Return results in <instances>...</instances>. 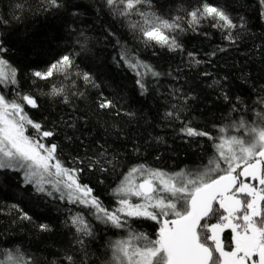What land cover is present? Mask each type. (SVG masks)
Returning a JSON list of instances; mask_svg holds the SVG:
<instances>
[{
    "label": "trees",
    "instance_id": "trees-1",
    "mask_svg": "<svg viewBox=\"0 0 264 264\" xmlns=\"http://www.w3.org/2000/svg\"><path fill=\"white\" fill-rule=\"evenodd\" d=\"M204 2L231 16L237 25L231 30L234 43L226 39L228 30L213 27L211 19H202L195 30L189 27L187 12ZM61 3L60 8H48L46 0H0V18L7 21L0 23V41L8 50L3 55L16 68L18 81V85H0V94L12 99L19 92L37 99L38 107L25 105V112L42 127L55 129V135L44 142L59 145L57 154L66 167L83 169L80 183L92 188V195L109 210L119 206L113 189L131 167L145 164L170 173L202 169L215 155L214 141L185 136L181 132L185 124L216 137L235 135L246 140L249 127L262 126L257 115L264 114L260 102L264 5L260 0H153L154 10L163 18L182 17L179 23L184 31L167 33L182 46L176 51L146 43L139 26L131 27L142 22L141 17L121 16L105 0ZM124 49L160 73L144 77L143 94L137 83L140 77L121 59ZM69 52L79 53L75 61L79 67L70 70L69 78L55 74L41 80L33 75ZM79 72L90 73L99 87L86 84ZM53 84L64 87L68 103L47 94ZM81 92L83 96L73 95ZM101 95L111 98L116 107L101 109ZM240 120L245 121L244 128L238 127ZM28 134L35 130L29 127ZM101 146L118 157L115 172L88 168L87 158ZM92 211L61 199L57 192L49 196L36 191L25 183L23 171L0 170V252L19 248L27 264H67L66 253L77 264H104L111 256L109 242L125 238L127 230L104 224ZM22 214L31 219H21ZM77 214L93 232L83 237V249L76 243L81 237L71 223ZM41 224L51 230L40 231L37 225ZM129 224L151 238H156L160 227L146 218L130 219Z\"/></svg>",
    "mask_w": 264,
    "mask_h": 264
},
{
    "label": "snow or ice",
    "instance_id": "snow-or-ice-1",
    "mask_svg": "<svg viewBox=\"0 0 264 264\" xmlns=\"http://www.w3.org/2000/svg\"><path fill=\"white\" fill-rule=\"evenodd\" d=\"M105 2L109 8L119 11L121 16H140L142 22L133 23L131 27L135 29L139 26L146 43L155 42L167 46L170 51L182 50L176 39L167 35L177 29L184 31L179 23L182 17H173L171 21L163 18L154 10L153 0ZM260 2L264 5V0ZM46 4L48 8L63 6L61 0H46ZM187 16L190 17L188 25L193 30L202 19H211L214 21L213 27L228 30L226 39L235 42L231 30L237 25L223 8L204 2L187 12ZM0 23L7 21L0 18ZM240 26L243 27V24ZM7 51L3 41H0V85L5 87L18 85L16 68L3 55ZM77 55L79 53H66L46 70L35 71L33 75L48 80L60 74L67 79L71 75L70 70L74 66L79 67L75 63ZM188 55L195 60L192 53ZM121 59L140 77L137 83L142 94L147 90L144 77L148 74L154 77L160 75L150 65L131 56L127 49L123 50ZM195 62L200 63L198 60ZM77 74L86 84L99 87L90 73ZM47 94L63 97V102L68 103L63 86L53 84ZM73 95L83 96L84 93ZM260 102L264 103V97ZM25 105L37 108V99L19 92L12 99L0 94V170L23 171L25 183L34 185L36 191L49 196L57 192L61 199L66 197L69 203L92 209V215L104 224L126 229L125 238L109 242L111 256L104 264H264V114H257L262 126L249 127L250 138L247 140L235 135L216 137L208 131L185 124L181 129L185 136L206 137L214 141L215 155L202 169L170 173L145 164L131 167L113 189L119 206L109 210L92 195V188L80 183L83 169L66 167L57 154L59 145L44 142L55 135V129L42 127L41 123L30 118L25 112ZM99 107L112 109L116 104L111 98L101 95ZM166 115L171 117L174 113L168 112ZM29 127L35 130V134H28ZM238 127L244 128L245 121L240 120ZM219 131L224 133L225 129ZM87 161L89 169L96 168L101 172L109 169L115 172L120 166L118 157L109 155L104 146ZM73 162L83 164L84 160ZM249 178L258 182L259 186L247 182ZM214 204L218 208H214ZM217 213L219 222L209 224L206 218ZM134 218L159 223L156 238L135 232L129 224V220ZM21 219L30 220L31 217L22 214ZM71 223L81 237L76 243L83 249V237L93 235L91 225L80 214L72 217ZM37 227L42 232L51 230L47 224ZM226 228L231 229L232 233L227 249L221 238ZM84 255L87 256L86 251ZM64 259L67 264H77L70 253H66ZM0 264H27V261L20 249L16 248L0 252ZM80 264H85V261Z\"/></svg>",
    "mask_w": 264,
    "mask_h": 264
},
{
    "label": "flooded vegetation",
    "instance_id": "flooded-vegetation-1",
    "mask_svg": "<svg viewBox=\"0 0 264 264\" xmlns=\"http://www.w3.org/2000/svg\"><path fill=\"white\" fill-rule=\"evenodd\" d=\"M242 179H243V178H242ZM247 182H251V183L255 184L256 186H259V185H258V182H256V181H251L250 178L248 179ZM214 208H218V205L214 204ZM221 211H222V210H221ZM218 216H219V213H217L216 215H212V216H210L209 218H206V219H207V222H208L209 224L219 222V220H218ZM202 223H203V222H202ZM208 235H210V233H209ZM231 237H232L231 229H227V228H226V229L223 231V233L221 234V238L225 241L226 249H227V247H228V245H229V242L231 241ZM209 243H211V242L209 241ZM232 247H234V245H232Z\"/></svg>",
    "mask_w": 264,
    "mask_h": 264
}]
</instances>
